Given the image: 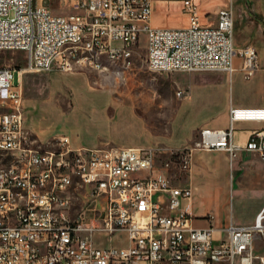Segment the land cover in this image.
<instances>
[{"label": "built area", "instance_id": "1", "mask_svg": "<svg viewBox=\"0 0 264 264\" xmlns=\"http://www.w3.org/2000/svg\"><path fill=\"white\" fill-rule=\"evenodd\" d=\"M45 1L0 0V49L25 55L20 66L0 65V264H264V201L250 224L195 227L180 208L190 185H173L167 172L188 169L194 147L264 157V127L250 129L241 144L233 140L234 122L264 121V106L229 104L226 126L201 127L192 145L168 149L155 165L157 146H75L67 134L41 141L24 123L20 81L12 78L13 68L103 69L108 59L99 51L118 62L141 34L150 71L230 77L236 55L248 78L257 69L256 50L250 43L233 47L231 0L208 23L199 21L197 0H180L188 24L178 27L152 26L151 0H67V14L52 13ZM116 231L125 233V245L110 243ZM95 232L108 243L96 245Z\"/></svg>", "mask_w": 264, "mask_h": 264}, {"label": "rangeland", "instance_id": "2", "mask_svg": "<svg viewBox=\"0 0 264 264\" xmlns=\"http://www.w3.org/2000/svg\"><path fill=\"white\" fill-rule=\"evenodd\" d=\"M227 1L228 0H197L199 21L203 23L207 19L212 20L217 5L221 3L224 4ZM232 1L231 5L235 17L233 30H236L238 33L233 31V44L235 46H243L244 43L254 45L257 55H259L257 59L259 60V62L257 61L259 68V65L262 64L261 56L264 58V0ZM45 4H47L50 11L54 13L69 12L67 2L63 0H46ZM206 10L207 12L205 14ZM150 24L152 26H186L188 24V14L181 11L176 2H155L153 3L150 14ZM254 29L261 31V35H257L254 39L256 42H260L261 37L262 39L259 44L254 43L252 39L246 40V36L240 37L243 36L244 31H253ZM143 38L141 34L129 57L119 59L118 62L109 59L108 61L104 60L103 63L105 64V68L101 70L89 67L88 65L81 66L88 67L87 76L90 86L111 90L114 98L118 102H133L136 113L143 118L146 126L154 131L155 139L167 135L171 118L179 103V99L175 96L177 95L175 91L178 88L177 82L178 85H185L188 82L189 75H191V80L190 78L189 80L197 83V85H191L189 88L191 92L190 102L192 103L187 102L189 106L187 112L183 114L188 122L192 120L201 122L209 117L211 112L222 103L224 85L233 91L234 95L237 94L238 97H264L263 90L258 86L257 82L251 89H246L247 80L258 70H255L251 76L244 80L236 60L234 61V70L230 75V81L227 79L228 76L224 75L222 72L193 73L181 70L150 71L145 65V44ZM237 46L235 49L241 47ZM99 58L107 59L106 56H101ZM24 60L25 55L21 50L0 49V65L17 67L22 65ZM129 61L130 63L127 66L121 64ZM79 66H74L73 69L67 71H54L51 74L52 76H50L49 84H51L53 92L56 91L62 94L65 89H70L75 93L76 90H84L86 95L88 93L93 96L94 109L89 112L79 106L80 104L86 105L84 101L86 99L85 94L80 95V98L78 97L76 100L73 99L71 106L68 102L65 103L62 99L57 101V99L51 96L47 98V102H45L44 99L27 102L25 114L36 126H48L51 131L65 132L64 134L69 136L70 141L73 140L78 143L87 144L93 140V142H95L94 146H105L108 144H105V141L109 140L114 144V137H117L120 131L119 126H121V123L125 124L127 119L130 120V116L126 114L120 117L121 120L112 118V109H114L115 103V101H113L114 99L109 94L100 97L96 95L94 91L87 92L85 90V77L82 72H70L78 68L80 69ZM45 74V72L24 71L21 80L22 106H24L26 97H44L47 88ZM12 78L14 82H17L15 68H13L12 71ZM59 89H62L61 92ZM70 96V93L67 92L66 97L69 99ZM132 119V123L135 124L137 120L134 118ZM192 135L194 139L191 143L197 138V132L194 131ZM55 136L41 141L52 140ZM170 148L174 151L177 150L173 147ZM167 156V151L158 153L155 161L156 164L166 159ZM176 167H171L169 169L171 175L177 173ZM229 181H231V177H229ZM226 196L227 199L220 203L211 200L205 201L203 199V204L205 202V210L224 220H227L232 214V220L235 223L249 222L251 219L250 210L252 203L249 200L238 202L235 197L233 198L234 195H228L227 192ZM95 238L98 239V236ZM254 242L258 244V239H255Z\"/></svg>", "mask_w": 264, "mask_h": 264}, {"label": "crops", "instance_id": "3", "mask_svg": "<svg viewBox=\"0 0 264 264\" xmlns=\"http://www.w3.org/2000/svg\"><path fill=\"white\" fill-rule=\"evenodd\" d=\"M64 2H67V0H63ZM167 3V2H176L179 6L180 0H151V10L153 3ZM233 1L231 0V3ZM220 4V3H219ZM217 5L215 11L221 6ZM68 7V4H67ZM232 8V5H231ZM69 12L72 11L71 8H69ZM50 10V9H49ZM215 11H214V18H215ZM52 12V11H51ZM69 12L65 13H56V14H67ZM207 10L205 11L206 14ZM54 13V12H52ZM214 18L212 20H206L203 23L213 22ZM232 18H233V24H232V32H236V30H233V26L235 23V17H234V11L232 10ZM237 33V32H236ZM238 34V33H237ZM261 35V31L254 29L253 31L246 30L244 31L243 36H246V40L252 39L254 43L259 44L261 42H256L254 39L256 36ZM245 44V43H244ZM243 44V45H244ZM232 45L234 48L236 46L233 44V38H232ZM241 45H238L239 47ZM254 46V45H253ZM255 48V46H254ZM256 50V48H255ZM259 55H257L256 52V59H258ZM262 57V64L257 65L258 70L256 73L252 75V77L247 80L246 82V89H251L254 87L255 83H258V86L261 87L264 93V58ZM233 66L234 61H237V66H239V58L237 56H233ZM259 62V60H257ZM80 69H75L70 72H82L83 76L85 77V90L87 92L94 91L96 92V95L100 97H104L106 94H109L112 96L115 101L114 103V109L112 112V118H116L117 120H121L120 117L125 116L126 114H129L130 120H126L127 122L121 123V126H119V132L117 134V137H114V144L111 141H105V144L109 146H139V147H145V146H157L159 148V153L162 151H168L170 147L176 148L177 150H180L184 147L190 146L192 143L191 141L194 139L192 133L194 134V131L197 132L198 136V130L201 127H224L227 124V107L228 105H255V106H264V97H251V98H243L238 97L237 94H233V91H231L227 86L224 85L223 90V100L222 103L217 106V108L211 112L209 117L207 119L198 122L195 120L187 121V118L185 119L183 114L187 112L188 104L187 102H190L191 100V92L189 90L190 86L197 85V83H194L191 80V75H189L190 80L188 78V82L185 85H178L177 82V89H180L183 91V95L177 96L179 99V103L174 111L173 117L171 118L168 133L166 136H160L159 138L155 139V133L154 131L150 130L148 126H146L143 118L136 113L134 109L133 102H127V103H121L118 102L114 96L113 92L109 89H100L96 86H90L88 82V76H87V70L88 67H82L79 66ZM99 69V68H95ZM57 69H52L50 71L45 72V81H46V92L44 97H26L25 103H24V116H25V125L32 134H34L37 138L40 140H44L47 138H52L55 135H59L60 133L64 134L65 132H56L51 131L48 126H42V125H35L33 124L29 118L25 114V107L26 103L29 101H37V99H44L45 102H47V98L53 96L54 99H57V101H60L62 99L63 102L67 103L71 106V102L73 99L80 98V95L85 94L84 90H76L75 92H72L70 89L63 90L62 93L53 92L51 84L50 83V76L51 74L56 71ZM101 70V69H99ZM182 71V70H181ZM205 72H221V71H205ZM17 73V72H16ZM23 73H17V78L20 81V87H21V80L23 78ZM194 73V72H193ZM200 73V72H195ZM224 75H226L224 72H222ZM232 74V73H231ZM227 76V75H226ZM243 78V77H242ZM230 81V77H228ZM246 80L245 78H243ZM190 81V82H189ZM89 87V88H88ZM176 89V90H177ZM226 89V90H225ZM62 89H59L61 92ZM175 90V91H176ZM174 91V93H175ZM70 93V103L68 97H66V93ZM21 95H22V88H21ZM86 95V94H85ZM29 98V99H28ZM93 96L87 93L86 99L84 100L85 104H80L79 106L85 109L86 111H91L94 109L93 105ZM194 102V101H193ZM197 102V100H196ZM192 103V102H190ZM136 119L137 121L135 124L132 123L133 119ZM138 122V123H137ZM49 123V122H48ZM264 127V121H235L234 122V135L233 140L237 142L238 144L243 143L246 138L248 131L252 128H263ZM157 140V141H155ZM73 145L75 146H83V147H91L95 145V142L91 140V142L85 143H78L75 141H71ZM157 156L155 157L154 163L156 164ZM176 167V166H175ZM174 167V168H175ZM177 169V175L172 174V184L176 186H183V185H190L192 189L191 197L189 199H181L180 202V208L188 211L191 214V220L190 223L192 226L195 227H204L207 225L211 226H225L227 223L231 222L234 225H246L250 224L252 222L253 216L256 213V211L260 208L261 204L264 201V157L258 155L255 151L246 150L243 148H238L235 151L234 156L229 157L228 154L223 150H217V149H203V148H197L194 147L190 150V159H189V168L188 169H181L179 167H176ZM169 174V170L167 171ZM230 172V173H228ZM229 177H231V181H229ZM226 192L228 195L230 194L237 199L236 201H243V200H249L251 204V219L249 222L246 223H235L232 218V214L230 217L227 218V220H224L220 218L219 216H215L212 213H209L205 210L203 199L205 201L211 200L216 203H220L227 199ZM162 201L165 200V196L163 194H160ZM162 212H168L166 208L162 209ZM98 236V239L95 237ZM93 241L96 245L103 246L108 243V240L106 239V235L103 232H95L92 236ZM110 243L115 246H122L126 244V238L125 233L123 231H116L111 235Z\"/></svg>", "mask_w": 264, "mask_h": 264}, {"label": "bare ground", "instance_id": "4", "mask_svg": "<svg viewBox=\"0 0 264 264\" xmlns=\"http://www.w3.org/2000/svg\"><path fill=\"white\" fill-rule=\"evenodd\" d=\"M131 54L129 53H121L119 54L118 56V60L119 59H124V58H127L129 57ZM101 56H106L107 59L109 60H115V57H109V52L108 51H99V57Z\"/></svg>", "mask_w": 264, "mask_h": 264}]
</instances>
